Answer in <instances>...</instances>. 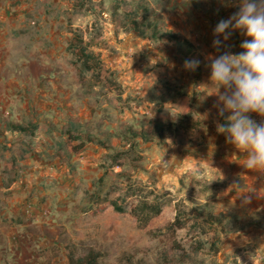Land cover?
<instances>
[{"label": "rangeland", "instance_id": "obj_1", "mask_svg": "<svg viewBox=\"0 0 264 264\" xmlns=\"http://www.w3.org/2000/svg\"><path fill=\"white\" fill-rule=\"evenodd\" d=\"M60 1L54 12L57 19L65 16L66 21L56 23V29L62 31L56 37L60 43L56 46V60L67 68L65 85L59 84L62 93L56 101L57 121L42 113L46 109L32 117L35 121H29V125L41 126L43 148L36 153L41 159H56L48 164L55 175H49L50 181L44 177V182H37L40 188L32 196L35 204L57 209L46 216L39 230L46 237V243L38 249L45 263L68 264L69 246L77 255L88 249L98 251V264H264V237L260 235V229L264 230V210L248 214L231 206L232 211H221L216 199L226 190L225 182L213 170L198 163L191 165L192 159L189 163L184 156L190 148L203 144L199 137L204 132L194 125L197 122L192 99L207 95L205 90L201 93L198 84L201 75L209 81L208 55L220 53L202 41V54L198 52L188 59L199 60L201 68L187 70L184 51H176L169 39L153 42L124 27L135 12L141 21L142 6L150 10L155 0ZM187 1L191 5L196 2ZM169 2L162 0L161 10H167ZM158 22L159 27L167 29L161 14ZM75 31L85 41L94 42L89 51L100 56V77L96 68L80 72L77 57L66 49L59 52ZM35 66L28 61L5 72L32 76ZM92 66L95 67L93 63ZM61 70L55 67L57 73ZM55 71H44L43 76L54 77ZM109 73L114 74L113 83L106 80ZM186 104L191 107L190 113L180 121V110ZM65 110L71 115H65ZM170 111L179 116L173 118ZM155 120L166 126L164 138L152 135L150 141L133 139L132 131H149ZM70 123L76 127L64 133ZM45 126H59L56 134H49L54 142L52 153L45 139ZM80 133H89L111 148L86 142L81 150L73 152L80 141L69 138ZM29 141L27 135L23 146H28L22 156L32 151ZM121 151L124 153L117 158L118 163L112 164L110 154ZM117 197L123 212L113 211L109 204ZM142 200L158 206L159 212L135 215L133 208ZM205 202L213 206L216 214L224 213L226 218L235 217L242 223L255 220L259 225H252L256 229L247 237L240 236V231L215 233L202 217H195L199 203ZM177 212L188 219L172 231L168 226ZM145 217L150 218L145 221ZM216 238L220 242L212 251L210 242ZM196 240L203 242L201 249H196Z\"/></svg>", "mask_w": 264, "mask_h": 264}, {"label": "crops", "instance_id": "obj_2", "mask_svg": "<svg viewBox=\"0 0 264 264\" xmlns=\"http://www.w3.org/2000/svg\"><path fill=\"white\" fill-rule=\"evenodd\" d=\"M60 2L0 0V264H46L45 256L38 252L40 245L46 243V237L41 235L39 230L42 229L46 216L57 209L35 204L36 199H32V196L37 188H40L37 182H44V177L50 181L52 178H49V175H55L52 166L49 167L48 164L56 159L43 160L36 153L43 148L40 144L43 141L41 126L29 125V121L44 109L46 110L42 113L57 121L56 101L62 93L59 84L65 85L67 68L57 64L56 60V46L60 44L56 39L62 34L61 30L56 29V23L57 20L66 21L65 16L57 19V13L54 12V6ZM238 10V0H231L227 5L220 0H196L192 5L187 0H170L168 9L161 10L160 14L167 29L178 33L194 45L197 56L198 52L202 54V49L199 48L202 41L207 42L208 48L217 52L212 46L213 29L218 21L228 19ZM230 31L231 36L225 42L229 46L227 50L232 53L243 51L240 45L247 37L240 30ZM63 34L66 37L65 32ZM166 39L170 40L176 51L179 50L170 38H164L162 41ZM65 49L66 46L61 47L59 52ZM28 61L36 64L37 70L32 72V76H16L15 73L8 75L9 73L5 72V69L19 64L26 65ZM55 67L63 70L57 73ZM198 68H201L200 64L196 68L197 71ZM44 71H55L56 74L54 77H45ZM206 81L201 75L198 88L201 93L206 91L205 98L199 96L192 99V109L195 111L197 122L194 125L204 132L203 136L199 137L203 139V144L190 148L184 155L185 159H188V162L192 159L191 165L198 163L213 170L225 182L226 190L216 199L221 211H232L231 206L238 207L248 214L264 210V173L247 169L243 165V155L226 142L224 134L217 132L218 123H227L228 113L225 112L224 116L218 114L217 97L209 95L215 88L212 84L211 87H206ZM187 106L190 105L182 106L181 115L187 112ZM190 110L191 107L187 116ZM65 113L71 115L69 110H65ZM251 115L258 122L262 119L255 113ZM187 116L183 119H187ZM10 124L22 126L24 130L10 127ZM56 127L59 129V126L53 129L46 126L44 128L48 133L45 139H48L50 153L54 151V142L49 134H56ZM75 127L70 123L64 133H67V130L71 132ZM59 131L61 132V129ZM27 135L32 151L22 156L21 153L26 151L28 146H23V139ZM226 201L228 202L223 203ZM31 202L34 204H29ZM255 229L249 226L240 231V236L247 237L254 233ZM260 230V235L264 237V230ZM47 240L49 244L50 241L48 238Z\"/></svg>", "mask_w": 264, "mask_h": 264}, {"label": "clouds", "instance_id": "obj_3", "mask_svg": "<svg viewBox=\"0 0 264 264\" xmlns=\"http://www.w3.org/2000/svg\"><path fill=\"white\" fill-rule=\"evenodd\" d=\"M220 2L227 5L231 0ZM238 4L239 10L213 29L212 46L220 54L207 57L210 84L215 88L209 95L217 97L220 116L228 113L227 123H218L217 132L243 155L247 169L264 173V0H238ZM161 7L162 0H155L149 9L159 13ZM230 30H240L247 37L240 45L243 51L227 50ZM199 64L197 59L186 60L184 67L195 70ZM253 113L262 118L260 122L252 118Z\"/></svg>", "mask_w": 264, "mask_h": 264}, {"label": "trees", "instance_id": "obj_4", "mask_svg": "<svg viewBox=\"0 0 264 264\" xmlns=\"http://www.w3.org/2000/svg\"><path fill=\"white\" fill-rule=\"evenodd\" d=\"M138 12L134 13V16L132 18H129L127 20V25H124L128 30L136 32L138 36L142 38H148L149 40L156 42V41H162L164 38H170L173 40L174 44L177 45L179 50L184 51V55L187 58H191L192 56H196L195 54V47L193 44H191L187 39L183 38L178 33L169 30V29H163L159 27L158 19L160 18V14L148 10L145 6H142L141 8V21L137 19ZM152 17V18H151ZM94 42L91 40L85 41L82 37V34L79 32H73L72 38L70 39L69 43L66 46V50L70 52L72 55L76 56L78 61L80 62L79 71L85 72V71H94V68H96L100 73L102 71V61L100 59V56L98 53H94L89 51V46L92 45ZM92 63L95 67L92 66ZM113 73H109L106 76V80H109L111 83H113L112 76ZM189 107L187 106V112L180 115V121L187 116V113L189 111ZM225 122H222L224 124ZM13 127L15 129L24 130V127L22 126H13L10 124V127ZM166 130V126H164L161 122L158 120H155L154 124L152 125L151 129L145 130L141 128L140 130L132 131L133 139H141L144 142L150 141L152 139V135H156L160 139L164 138L165 135L163 134ZM67 133H70L69 130H67ZM70 140L80 141L78 145L73 147V152H77L82 149V146L84 143H92L96 144L98 146H102L106 149H110L111 147L108 146L105 142L96 139L94 136H92L89 133H80L77 135H71ZM122 153L124 152H115L113 154H110L111 157H113V163H118L117 158L121 157ZM118 199L120 197H117L116 199H111L109 201V204L111 205L113 211L116 212H123V206L118 203ZM137 208V210H136ZM135 210L134 214L137 215L140 212H151V213H158L159 208L158 206L154 204H150L146 202L145 200H142L139 202V204L135 205L133 208V211ZM187 212L186 214H188ZM185 214V215H186ZM184 214H180V212L176 213V217L173 220L171 224H169V229L174 231V229L181 227L185 221L188 218H184ZM195 217H202L203 220L207 223L210 230H215L216 232H220L223 234L226 233H232L236 231H241L246 229L249 226L252 225H259L258 222L255 220L242 223L240 220H238L235 217H228L226 218L224 213H215L213 210V206H211L209 203L205 202L204 204L199 203L198 208H196ZM150 217H145V221H147ZM138 219V216H137ZM197 221V220H196ZM230 225L229 227L227 226ZM199 230H203L201 226L198 227ZM207 230H204V233ZM220 240L216 238L215 240L210 242V249L212 251L215 250L216 244L219 243ZM196 249L202 247L203 242L200 240H196ZM67 263L68 264H98L99 259L101 257L100 253L98 251H95L94 249H88L85 253L77 255L73 249V247L67 246ZM164 264V263H163ZM166 264V263H165Z\"/></svg>", "mask_w": 264, "mask_h": 264}]
</instances>
